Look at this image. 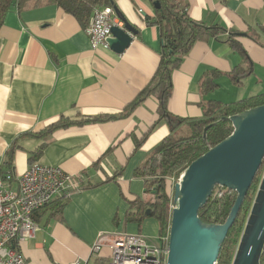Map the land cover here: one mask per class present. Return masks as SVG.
<instances>
[{"label":"crops","instance_id":"1","mask_svg":"<svg viewBox=\"0 0 264 264\" xmlns=\"http://www.w3.org/2000/svg\"><path fill=\"white\" fill-rule=\"evenodd\" d=\"M154 1L110 0L137 30L120 54L102 47L91 49L84 28L55 4L26 2L20 10L10 8L3 18L0 170L20 175L30 163L39 162L60 167L79 183L78 190L53 199L67 197L59 212L51 204L34 213L37 229L33 238L19 243L28 264H107V246L98 252L91 250L100 233L158 237V222L144 210L153 201V192L134 174L170 133L166 122H156L153 95L128 116L36 136L62 119L126 111L159 62V26L145 22V16L155 14ZM181 3L193 20L217 23L227 32L196 41L173 71L169 112L198 120L205 118L211 103L229 105L264 94V0ZM228 32L234 34V46L227 41ZM237 69L248 72L233 80L230 75ZM209 81L215 86L207 90L204 84ZM180 130L187 131L186 124L174 134ZM10 147H14L11 155L7 153ZM40 148V154L33 157ZM8 159L9 167L5 165ZM165 188L169 195V179ZM129 213L134 218L129 219Z\"/></svg>","mask_w":264,"mask_h":264},{"label":"trees","instance_id":"2","mask_svg":"<svg viewBox=\"0 0 264 264\" xmlns=\"http://www.w3.org/2000/svg\"><path fill=\"white\" fill-rule=\"evenodd\" d=\"M28 1H31L34 6L40 4H55L66 13L72 15L83 28L87 25L94 6H112L110 0H0V26L2 25L6 12L10 8L16 7L17 10H20ZM157 1H159V7L155 9L154 16H145V22L159 26L162 40L159 62L149 82L135 96L134 100L129 103L126 111L119 115H98L92 118L86 117L74 121L62 119L60 122L51 124L45 130L38 132L36 136H40L41 134L48 135L57 128L70 125L105 122L114 118L128 116L135 106L142 103L146 97L153 95L157 100L156 122H166L170 133L151 151L144 163L135 169L134 174L143 178L147 190L153 192V201L147 203L144 206V210L149 209L147 215L153 217L158 222V236H164L168 232L170 206L172 204L171 196L166 193L165 187L167 179L171 177L178 179L190 162L231 133V123L227 119L222 121L221 118L264 104V94L240 100L229 105L211 103L205 111V118L198 120H187L172 115L168 110L167 103L171 96V75L173 71L179 68L184 57L190 52L196 41L206 39L209 36H217L227 32V30L217 23L207 24L204 21L193 20L188 15L186 6L181 3V0ZM233 36V33L228 32L227 41L232 46H234ZM247 72L243 69H237L236 73L232 72L230 76L233 80H236L239 75H245ZM206 84L208 85L204 84V86L207 90L215 86L210 81ZM183 124H186L188 130L184 131L186 132L185 134L175 136L174 131ZM139 143H137V146ZM41 149L35 152L33 157H37ZM13 150L14 147H10L7 153L11 155ZM10 164L11 159L6 160L5 165L9 167ZM256 182L257 176L247 192L240 211L221 245L216 264H231L235 244L249 213L251 201H253V199L251 200V192L255 190ZM235 197L236 193L234 191L224 187H215L210 199L200 209L199 217L207 223H223L234 203ZM66 198L52 200L39 210L54 204L55 211L59 212ZM128 216L129 219L134 218L132 213H129ZM140 217L142 218L144 215L140 214ZM140 217H137V219H140ZM260 264H264V249L260 258Z\"/></svg>","mask_w":264,"mask_h":264},{"label":"water","instance_id":"3","mask_svg":"<svg viewBox=\"0 0 264 264\" xmlns=\"http://www.w3.org/2000/svg\"><path fill=\"white\" fill-rule=\"evenodd\" d=\"M153 7L157 9L159 1L155 0ZM113 9L122 26H112L107 41L109 49L120 54L137 30ZM226 119L231 123V133L190 162L173 184L166 264H216L228 230L264 166V104L221 118ZM217 186L234 191L236 197L223 223H207L199 211ZM263 249L264 170L231 264H260Z\"/></svg>","mask_w":264,"mask_h":264},{"label":"built area","instance_id":"4","mask_svg":"<svg viewBox=\"0 0 264 264\" xmlns=\"http://www.w3.org/2000/svg\"><path fill=\"white\" fill-rule=\"evenodd\" d=\"M112 26H122L113 7L94 6L84 28L91 49H109L107 40L111 37ZM178 179L169 178L172 184ZM78 189L75 175L58 166L32 162L20 175L0 170V264H28L19 243L35 234L37 223L33 214L55 197ZM171 208L172 204L170 211ZM103 245L110 250L107 264H166L168 232L157 239L141 233L125 232L114 237L100 233L91 250L98 252Z\"/></svg>","mask_w":264,"mask_h":264},{"label":"rangeland","instance_id":"5","mask_svg":"<svg viewBox=\"0 0 264 264\" xmlns=\"http://www.w3.org/2000/svg\"><path fill=\"white\" fill-rule=\"evenodd\" d=\"M28 2H31V1H28ZM32 4V2H31ZM186 132H184L183 130H180L179 132H176L174 135L175 136H180L182 134H185ZM263 170H264V166L261 168V170L258 172L257 174V182H256V185H255V190L251 192V200L254 198V195H255V192H256V189L258 187V184H259V181L261 179V176H262V173H263ZM169 186L171 187L170 190H172V192L169 193V195L171 196L172 198V193H173V184L171 183V181L169 180ZM252 203V201H251ZM239 239V238H238ZM237 243H238V240H237ZM237 243L235 244L237 246ZM236 246H235V249H236ZM235 249H234V252H235ZM234 255V254H233Z\"/></svg>","mask_w":264,"mask_h":264}]
</instances>
